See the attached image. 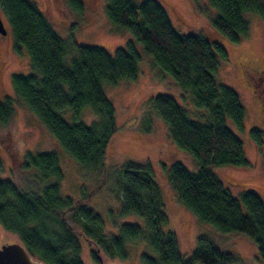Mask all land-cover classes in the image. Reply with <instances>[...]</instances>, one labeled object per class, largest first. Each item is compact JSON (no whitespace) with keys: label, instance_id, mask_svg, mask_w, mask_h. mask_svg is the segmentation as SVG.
<instances>
[{"label":"trees","instance_id":"obj_1","mask_svg":"<svg viewBox=\"0 0 264 264\" xmlns=\"http://www.w3.org/2000/svg\"><path fill=\"white\" fill-rule=\"evenodd\" d=\"M210 1L219 10L212 27L232 43L248 34L244 11H254L264 18V0ZM0 4L15 42L28 51L32 69L27 75H13L15 96L0 100V144L13 165L9 177L0 176V224L46 264H84L82 237L93 242L96 262V248L109 257L123 259L128 256L127 243L141 240L156 253V257L144 254L143 264H237L234 255L221 250L207 236H200L192 256L184 258L175 233L165 229V202L150 166L127 163L118 180L121 213L137 214L143 224L125 223L118 234L108 235L99 214L81 199L62 194L63 170L54 151L20 153L10 123L15 121L18 104L22 103L78 163L104 168L106 150L118 126L114 105L103 85L137 78L140 54L132 41L114 54L74 40L68 43L32 1L0 0ZM106 14L142 44L159 71L190 91L196 107L209 112L210 120L199 122L192 120L174 97L159 94L151 98L174 142L199 164L197 171H190L179 162L173 163L169 173L173 189L202 221L251 239L264 264V202L253 191H244L239 198L233 196L210 168L249 165L243 142L226 122L231 119L242 129L245 108L239 94L214 77L219 56L228 58L226 48L202 34L179 33L159 0H108ZM69 53L72 57L68 65ZM87 106L99 116L90 125L78 121ZM67 109L73 114L72 122L62 116ZM250 133L264 156V132L252 128ZM2 167L0 157L1 172ZM18 175H24L23 184L17 182Z\"/></svg>","mask_w":264,"mask_h":264},{"label":"rangeland","instance_id":"obj_2","mask_svg":"<svg viewBox=\"0 0 264 264\" xmlns=\"http://www.w3.org/2000/svg\"><path fill=\"white\" fill-rule=\"evenodd\" d=\"M30 1L43 12L64 41L71 43L74 40L77 44L100 47L110 54H114L120 47L126 48L132 41L140 54V61L137 78L122 79L115 85H103L106 96L114 105L118 126L108 144L104 168H87L78 163L64 150L38 116L22 103L18 104V116L10 123L11 130L16 134L20 153L24 155L27 151H54L63 170V179L60 181L62 194L74 200L81 199L86 207L99 214L104 233L108 235L118 234L125 223L143 224L139 215L121 213L122 200L118 180L122 167L127 163L148 165L153 170V178L163 194L164 209L168 215L165 229L175 233L184 258L192 256L200 236H207L221 250L234 255L237 264H263L258 247L251 239L236 231H220L199 219L183 204L170 183L169 173L173 163L179 162L190 171H197L199 164L193 155L174 142L168 125L152 106L151 98L159 94L170 95L188 112L192 120L199 122L210 120L208 110L196 107L190 91L183 89L170 75L159 71L142 44L129 31L109 20L106 14L108 0ZM159 1L179 33L202 34L211 40L220 41L226 48L228 58L219 56V66L214 77L218 83L233 88L245 108L242 129L237 128L231 119L227 118L226 122L243 142L249 165L210 168L233 196L239 198L244 191H253L264 202V156L250 133L252 128L264 132V78L260 80L247 67L252 63L264 69V18L254 11H244L243 17L249 25L248 34L238 43H232L212 27V20L219 10L210 0ZM0 14L8 30L6 35L0 34L2 100L6 96H15L13 75H27L32 69L28 51L24 45H17L15 42L8 16L1 4ZM71 57L70 53L66 57L68 65ZM72 115L71 110L67 109L62 116L72 122ZM98 120L99 116L87 106L81 111L78 121L90 125ZM0 157L3 163L0 176L9 177L13 165L1 144ZM22 177L24 175L17 176L20 184H23ZM243 210L246 212L244 205ZM15 241H20L19 237L0 224V245ZM93 248V242L82 237L81 258L84 264H100L92 256ZM126 250L128 256L123 259L109 257L100 251L103 264H143L144 254L156 257V253L141 240L127 243Z\"/></svg>","mask_w":264,"mask_h":264},{"label":"water","instance_id":"obj_3","mask_svg":"<svg viewBox=\"0 0 264 264\" xmlns=\"http://www.w3.org/2000/svg\"><path fill=\"white\" fill-rule=\"evenodd\" d=\"M8 32L0 14V34ZM100 264H103L100 249H94ZM0 264H46L43 260L32 255L21 241L4 244L0 247Z\"/></svg>","mask_w":264,"mask_h":264},{"label":"flooded vegetation","instance_id":"obj_4","mask_svg":"<svg viewBox=\"0 0 264 264\" xmlns=\"http://www.w3.org/2000/svg\"><path fill=\"white\" fill-rule=\"evenodd\" d=\"M247 67H249L250 70H252V74H254L255 76H257L260 80H263L264 78V69L263 68H260V66L258 65H255V64H249ZM245 76L246 73H244ZM252 77H254L252 75ZM3 244L0 245V247L2 246Z\"/></svg>","mask_w":264,"mask_h":264}]
</instances>
